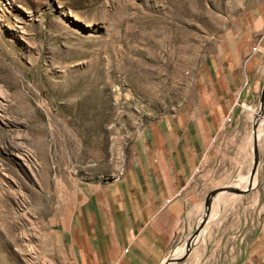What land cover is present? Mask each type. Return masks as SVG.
I'll list each match as a JSON object with an SVG mask.
<instances>
[{
  "label": "rangeland",
  "instance_id": "rangeland-1",
  "mask_svg": "<svg viewBox=\"0 0 264 264\" xmlns=\"http://www.w3.org/2000/svg\"><path fill=\"white\" fill-rule=\"evenodd\" d=\"M263 2L0 0V264H81L82 220L70 241L54 223L118 184L166 125L212 119L251 169L264 74L244 67ZM261 125L249 245L234 264H264Z\"/></svg>",
  "mask_w": 264,
  "mask_h": 264
},
{
  "label": "crops",
  "instance_id": "crops-1",
  "mask_svg": "<svg viewBox=\"0 0 264 264\" xmlns=\"http://www.w3.org/2000/svg\"><path fill=\"white\" fill-rule=\"evenodd\" d=\"M261 5L251 25L257 39L244 67L255 77L264 74V2ZM223 128L212 119L166 125L161 139L145 144L144 156L131 159L118 184L94 190V201H87L91 205L81 202L66 223L59 220L51 230L68 234L70 241L82 220L86 232L81 264H163L169 258H182L183 264H234L236 247L244 260L253 189L243 195H216L204 217L203 203L210 192L247 186L233 187L239 176H248L249 162L243 147L239 153L229 152L232 141H222ZM203 218V227L185 252V243Z\"/></svg>",
  "mask_w": 264,
  "mask_h": 264
},
{
  "label": "water",
  "instance_id": "water-1",
  "mask_svg": "<svg viewBox=\"0 0 264 264\" xmlns=\"http://www.w3.org/2000/svg\"><path fill=\"white\" fill-rule=\"evenodd\" d=\"M263 91H264V83L261 87V91L259 93V101H258V112L260 113V111L263 108V101H264V97H263ZM256 122L257 119H253L252 120V125H251V139H252V165H251V169L248 173V181H247V186L244 190H236V189H232V188H222L219 190H215L210 192L205 200H204V208H205V215L204 217L207 218L208 213H209V207H210V203L211 200L218 194H221L223 192L228 193V194H233V195H243L247 192H249L250 190L253 189V187L251 188V181L254 175H256L257 172V168H258V160H257V150H256V139H255V130H256ZM206 219H202V221L200 222V224L196 227V229L194 230V232L190 235V237L188 238L187 242L185 243V252H188L189 249L192 246V243L194 241V238L197 236V234L199 233V231L201 230V228L203 227L204 223H205ZM184 252L183 256H186V253ZM182 258H176V259H172L169 258L168 260H166L163 264H167L168 262H179L181 261Z\"/></svg>",
  "mask_w": 264,
  "mask_h": 264
},
{
  "label": "bare ground",
  "instance_id": "bare-ground-1",
  "mask_svg": "<svg viewBox=\"0 0 264 264\" xmlns=\"http://www.w3.org/2000/svg\"><path fill=\"white\" fill-rule=\"evenodd\" d=\"M263 108H264V101H263ZM262 108V109H263ZM261 114V113H260ZM259 114V115H260ZM258 115V117H260ZM264 122V115L262 116V121L261 122H259V124H258V127H257V122H256V130H255V139L257 140L259 137V134H260V131H261V129H262V127H263V125H261L262 123ZM262 132V131H261ZM255 175L253 176V178H252V181H251V188L254 186L253 185V183L255 182ZM257 179V178H256ZM246 181H248V179L247 178H245V179H243V181H241V182H239V187H241L240 185L241 184H243L244 182H246Z\"/></svg>",
  "mask_w": 264,
  "mask_h": 264
},
{
  "label": "built area",
  "instance_id": "built-area-1",
  "mask_svg": "<svg viewBox=\"0 0 264 264\" xmlns=\"http://www.w3.org/2000/svg\"><path fill=\"white\" fill-rule=\"evenodd\" d=\"M254 51H255V49H254Z\"/></svg>",
  "mask_w": 264,
  "mask_h": 264
}]
</instances>
